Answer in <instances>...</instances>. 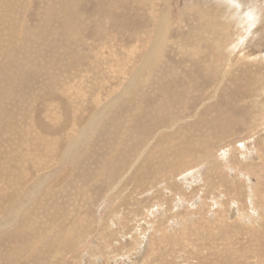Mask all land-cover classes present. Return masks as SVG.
<instances>
[{"label": "rangeland", "instance_id": "374dc122", "mask_svg": "<svg viewBox=\"0 0 264 264\" xmlns=\"http://www.w3.org/2000/svg\"><path fill=\"white\" fill-rule=\"evenodd\" d=\"M9 1L10 3L8 4ZM9 1L8 0L0 1V7H1L0 15L8 16L9 13L11 15V17L10 15L8 17L6 16V19H4L5 21L0 22L1 24L0 31L2 32V33L0 32V35L1 36L3 35V30H4V27L6 26L4 24L7 23V21L10 20V18L12 19V17L15 16L14 23L15 24L18 23L19 24L18 26H21L22 28H24L23 31L25 32L26 36L30 35L25 41V42L28 41L29 44H25L24 42L23 46L30 45L28 46V48L33 47V49L35 47V49L33 50L34 52L32 53L34 55V58L32 55V58H33L32 61L34 60L33 61L34 64L32 63L33 66L31 64L29 65V68L33 70V75L30 78V81L27 82V85H25L24 83L23 91L27 90L28 88L32 90L30 91V94H28L27 96L26 94H24L26 99L24 101V105L20 109L23 108L24 112L28 110H32V112H36L37 121H40L42 123L41 128L38 127L39 129H42L43 126L46 127L48 123V121L46 122L45 118L48 114L50 106L52 105V104L50 105V103H52V100L50 99L55 97L57 102L53 101V103L59 104V102H62V99H60L61 97L60 96V93H61L60 86L62 83H65L64 81L67 80V77H69V79L72 78L70 77V75H74V76L80 75L81 76L80 78H82V75L88 74L91 81L90 80L88 81L89 84L84 81L85 84L95 86L94 87L95 91L99 90L102 92L103 88L101 87L102 83L100 82L102 81V78H103L102 75H104L106 66L101 65L95 69V65H90V61L92 60V57L89 58V56L92 55L100 47L101 48L104 47V49L106 48L105 52L101 53L105 56H106L107 49L118 50L124 56L125 52L129 53L130 49L135 48L137 49L136 52L138 54L136 57L137 58L136 64L138 65L140 62L139 58L141 55H143L142 54L143 46L145 47V45H147L148 47V44L152 43V42L149 43V41H152V40L148 41V36L151 34V31L154 29V25H156V21L157 22L159 21V23L161 24L160 20L164 18L163 17L164 12H165V15H167V13H170L168 14L169 16L168 18L172 22L168 33L170 34L171 32L173 34H170V35L167 34L168 36L167 40L170 39V43L168 41L167 50H166L167 52L165 53L166 57L164 56L163 58L164 61L168 60L167 62H170V63H164L163 59L161 60L162 62L160 61L159 64L157 63V65L161 66V69L162 70L164 69L165 71L163 72L161 69L159 70L157 66L155 71L152 72V76H155V80L153 82V84H155V87L153 91L151 92V95H156V94L158 95V93L160 92L159 90H161L160 92L161 94L160 93L159 94L163 97H161L160 95L159 97L155 96L160 101L159 103L161 105L158 103V106L161 107V109L165 107V106H162L163 104L162 102L165 99L164 98L165 94H162V93L167 92L169 95V92H174L178 88V86H175L180 81V79L178 80V78H181L185 75L188 77L187 75L188 70L189 71L192 70L193 74L196 71H198L197 74L198 73L200 74L196 75L195 73L194 74L195 76L193 75V77L196 80L193 84L194 87H192L194 89L191 88L189 90L191 93L189 92L187 94L188 96L190 95L189 97L191 98L187 97V95H184V94L183 96L187 98L183 96L181 98L182 101L185 102L182 105L185 108L184 110L181 111L183 114L181 115L180 119L186 118V115L188 118H190V116H193L192 113H196L195 111L196 109L193 110L195 106L197 105L201 106L204 103V101L206 102L209 98L214 97L212 94H214V91L216 90V88L221 84V79H222L221 74L224 73L229 68V66H231V64L234 65L233 66L234 68H232L231 71H229L224 83L221 85L215 97V100L212 103H208L204 105V108L197 115L201 121L196 119L197 121L195 122H197L198 125L195 128H193L192 130L193 132L191 131L190 133H188L190 130L189 128H192V126L190 125L189 127H185V131L182 129L179 131V132L182 131L181 133H178L179 137L176 135L171 137L170 135H173L174 133L173 131L171 133L169 132L166 138L162 137L164 139L160 140L158 147L155 146L157 143L155 142V144L153 145V148H154L153 152L156 153V155L155 157L154 156L148 157L150 158L149 160H151L150 162L152 163L156 162L154 165V168L153 166H150V168H147V170H145L146 166H148V163L145 162L144 165L141 164L140 167L135 168L133 170V174L135 172L133 177L131 176H129L130 178L127 177L126 180H124L125 182L123 181L119 187H116V185H118V183L121 181L123 176L126 175L127 166L130 165L133 160H136L134 159V153L132 155V152L135 146L140 141L145 140V138L147 139L150 138L149 140H151V136L148 135L149 133L148 127L150 125L149 123L146 122V126H145L144 124L145 122L143 121L145 118L147 119L146 116H148V109L146 108L147 110V112H145L146 114L144 113L145 109H143V112H142L143 114L141 113L142 115L139 114L137 117L138 121L134 118L135 115L137 114L136 112H138V109H139L138 107L140 106V104L145 105V106L150 105L149 107L150 108L153 107L152 110H154V113L159 112L160 117L156 118L157 120H159L158 121L159 123H163L162 119L167 121V119H169L170 117L176 118V115H177V114L171 115V113L169 114V111L167 112L166 109H163L162 111L164 112V114L163 112L161 114V110L159 109L156 103L152 104V102L146 103L145 101H142V99L147 96V95L141 94V93H144L145 90H142L141 92L138 91L139 92V94L137 93L138 96L135 95V97L133 98V100L134 99L135 100L131 101V109L133 112L129 110L130 108L128 105H124L122 109L118 111V114L121 116L120 117L114 116L113 120L110 121L112 124H114V126L111 123H107L105 124V127H106L105 130L107 131L104 130V133H102L101 135H97V138L95 134H99L98 132L101 131L102 128L101 129L97 128L93 134H89L85 137L88 140L86 141L87 143L85 142L83 145L86 144L85 150L89 148L90 146L89 152L87 151L88 149L86 151L84 150L82 155H84L85 152L88 154H85V158H83L82 160L77 161L78 162L76 163L77 166L75 167L73 166L72 167L73 169L72 168L69 169L68 171L69 176L67 178L62 180V178H64L66 175V171H63L62 173H55L56 169L59 168V165H58L59 162L56 163L57 158H55L57 154L54 156L52 160H50L51 162L50 161L48 162V165H45V167H48V166L49 167L44 169L43 171H40L41 166H34L31 171V174L34 177L42 173L44 175H48L49 172H52V171L58 177L57 178L55 176V178H53V181L51 183H48L49 185H46L44 188H42L41 190L42 192H40L42 196L38 195L35 198L36 199L35 203L34 204L32 203L34 209L40 206L39 212L41 211L42 213H39V215L36 213H31V217L32 215H34L33 218L35 219L33 220L32 218V221L33 222L35 221V222L34 223L32 221L31 222L35 225L32 226V223H30L29 225H31V227H35L37 222L39 221V224H38V227L40 226L39 232H38V227H37L34 233L32 234V236L30 237V240L31 239L32 240L28 241V245L23 248L24 251L20 253V257L19 259H17L15 257H12V258L9 257L10 250L7 253L8 256H3V255H6L7 246L5 244H6L7 239L12 240V237H10L11 236L10 234H12L13 229L6 228V229L1 230L0 231V242H1L0 243V261H3L4 263L6 261L8 264H13V263L14 264H59V263L60 264H264V23H263L264 17H262L263 15L261 16V13H260L261 17H259L258 16L259 13L257 12V10H255L254 12V10L250 8L251 6L250 4H247L245 6L242 4V2H239L238 0L236 1H232V0H218V1L217 0H168L167 7H166L165 0L164 1L158 0V2H160L159 3L160 5H158L157 0H68V1L67 0H61V1L60 0H50L54 3H50L49 0H44L45 3L42 2V0H19V1L9 0ZM55 1L57 3H55ZM58 1L60 3L62 2L65 4L60 7L58 6L59 4ZM126 1L127 2L129 1V2L127 3ZM14 3L15 4L18 3L19 6L17 5L13 9L12 4ZM115 3H116V6H113V4ZM154 3L157 4L156 7L155 5H153ZM239 4L243 5V10L239 6ZM254 6L260 7V10L262 11V7L264 6V4L257 5L254 3L252 7ZM175 7H177L176 8L177 12L175 11ZM67 8H68V11H66L65 13V9L67 10ZM72 8L74 11L72 10ZM153 8L154 10H152ZM111 10H113L114 13H116L117 15L114 14V16L111 17V14H109ZM180 11L183 12L184 14L180 13ZM223 11L230 13V16H231L230 22H228V24H230L229 26L232 29H230L231 32L228 33V36H227L228 38L226 37V39L222 40L223 42L221 41V39L216 40V38H214L216 36L210 35L209 34L210 31L208 30L209 32L208 31L206 32L209 34L208 36L205 32L202 31L204 35H201V36L204 38H207L205 40L204 38L202 39L200 36V34H202L200 30H203V29H200L198 27H200L201 24L203 27L204 23H205L204 26L210 25L209 21L211 18L213 19V22H216L215 21L216 16L218 17L220 13L221 15L219 17L222 18L220 19V21L226 24V22H223V21H226L225 19H223L224 17L222 16ZM106 12H109V13H106ZM173 12H176V13H173ZM103 13H106V14H103ZM251 13L253 15H249ZM153 14H159L158 18H157V15H153ZM180 14L181 16H178ZM51 15H53V17H49ZM3 16L0 17V20L3 19ZM55 17L57 20H55ZM48 18L52 20L49 21ZM178 18L179 19L182 18L181 19L182 21L179 20ZM177 19L179 22H177ZM194 19H197L199 24H197ZM58 21H61L60 22L61 25L62 24H66V25L61 26L60 23H58ZM55 22L58 24H56ZM63 22H67V23H63ZM46 23L48 24L47 27H46L47 25ZM51 23H52L51 26L53 27L52 31L54 30L57 31V33H55L56 36L55 34H53L52 40L50 41L47 39L49 41L47 43L46 42L42 43L43 41L46 40L45 38H42V37L38 39L36 38L37 41L38 40L39 41L37 42L35 39V44H34L35 46H32L31 45V41H32L31 33L35 32V33H39V35L42 33L44 35L45 34L47 35L48 34L47 30L48 28H50L49 24ZM53 23H55L54 26H53ZM228 24L226 25L228 26ZM191 25H193L194 28ZM75 27L77 29L74 34L76 35H73V37H71L72 38L71 42L69 41L65 44L66 39L68 38V34L70 33V31L72 33ZM188 27L189 29H187ZM38 29H39V32H38ZM175 29H176V32H175ZM190 29H191V32H190ZM194 29H196V31ZM186 31L190 34H187ZM181 33L182 34L184 33V35H182ZM9 34H11V31ZM185 35L187 36L183 37ZM188 35L190 36L188 37ZM1 36H0V41L1 40L2 41L0 42V45H2V43L3 45H6L4 42L5 37L3 36V39H4L3 40ZM176 36L179 39H177ZM171 37L173 39L176 38L175 40L172 39L174 42L171 40ZM193 37L194 39H191ZM11 39H13V36L11 37ZM211 39L214 40V42L216 43H214L213 41H210ZM15 40H17V37ZM140 40H142L143 42ZM206 40L209 43V44L207 43V45L209 46L206 45ZM51 42L53 44H50ZM176 42L177 43L179 42L180 45H177ZM194 42L200 45L202 50L194 54H189V56L187 55L188 59H185L187 58L186 55H180L181 52L179 48L182 46L181 43L193 45ZM219 42H221L220 44H225V45L223 46L219 45ZM169 44L173 47L171 48ZM212 44L214 45L218 44L219 46L218 45L214 46ZM3 45L2 47L0 46V51H1L0 54L5 51V46L3 47ZM211 45L213 46V48L211 47ZM226 46H227L228 51L225 50ZM1 48L4 49V51ZM47 48L48 50H46ZM221 48L222 49L224 48V52ZM51 49H52V52L56 51L55 53L58 56L55 55L54 57H52L48 55V52ZM173 49L177 51L173 53L172 52L174 51ZM214 49L215 50L220 49V50L217 53V51H215ZM41 51L43 52V54ZM226 52H227V56L229 57L226 56ZM216 53H217V56H216ZM206 54L207 55L209 54V55L207 56ZM193 56H194V59H193ZM203 56L205 59L203 58ZM222 56L226 57L227 62L225 61V57H222ZM178 57L182 59L180 60L178 59ZM0 58H1L0 68H2L1 66H3L4 63H6L7 59L6 57L2 59L1 55H0ZM14 58L15 57H13L12 59ZM55 58H58V59L55 61ZM232 58H233V61H232ZM208 59H211L210 62L208 61ZM235 59H236V62H235ZM177 60L181 61L183 64L179 62L181 64L179 65V63H177ZM195 60H197L198 63ZM214 60L215 61L217 60V61L215 62ZM237 60H239V62H242V63L239 64ZM243 60H246V61L243 62ZM187 61H189L188 64H186ZM197 64L198 65L201 64L202 65L201 67L203 69L200 67V65L198 68ZM218 64L220 68L217 67ZM220 64H222L223 66ZM49 65H51L52 67ZM137 65L135 67H137ZM171 65L173 68L171 67ZM193 65L194 66L197 65L196 66L197 68L195 69ZM246 65H248V67ZM174 66H176L177 68L179 67V68L177 69ZM210 67L212 70L209 69ZM17 68H18V61L11 65L10 72L17 71ZM166 68H167V71H166ZM168 68L169 69L172 68V69L169 70ZM123 69L128 70L129 66L126 65ZM216 69H219V70L217 71ZM241 69L245 70V73L244 71L243 72L241 71L242 73L241 72L238 73V71H240ZM256 69H258L257 70L258 72H256ZM180 70H182L183 72ZM185 70L187 73L184 72ZM199 70L202 72V74H205L204 76H207L206 79L204 76L201 77L202 74ZM220 70H222L223 72ZM208 71L210 72L208 73ZM168 72L170 73L168 74ZM162 73L165 75V77L162 76L163 75ZM240 73L241 75H239ZM53 74L57 78L59 77L58 79H60L58 80L59 81L58 87L57 86L52 87L56 85L55 83L53 84L52 82L51 77H54ZM156 75H157V78H156ZM158 75L162 77L161 80H159L160 78ZM172 75L173 77H171ZM232 75H234V77H232ZM122 76H123L122 78H121V75L119 76L120 78L119 80L121 82L119 81L117 85L115 82L112 83L113 78L111 79V83L109 84L110 85L109 89L111 90L108 89V92H105V91L102 92V95L103 93L106 94L105 96L103 95L104 100L107 98V96H109V94L116 93L120 89L122 90L121 86L123 87V85H125L126 83L125 79L127 77L125 74H123ZM175 77L177 78V80ZM234 78H236L237 81L239 79L238 84ZM41 80H44V81L41 82ZM158 80L162 81L161 85ZM170 80L171 82L173 81V83H171ZM252 80H253L254 85L258 84L260 87L256 85L257 87L255 86V88H253L254 85H252V82H250ZM47 81L48 82L50 81V82L47 83ZM202 81H205V82H202ZM75 82H76V79L74 77L72 79V83H75ZM150 82L152 84V81ZM163 82L167 84L165 85ZM199 82H201V87H202L201 90H199L200 89V85H198L200 84ZM240 82L242 83L243 87L241 84H239ZM243 82L244 83L246 82L245 83L246 85ZM235 83H236V86H235ZM250 83L251 85H249ZM153 84L152 86H154ZM12 86L13 85H11L10 87ZM114 86H117V87H114ZM159 86L162 88H160ZM195 86L199 88H196ZM167 87L170 89H167ZM171 87L173 90L171 89ZM175 87L177 88L175 89ZM44 88H47V90ZM157 88H160V89L158 90ZM240 88H243V90L247 93H244V91ZM248 88L249 89L251 88V90L248 91ZM155 89H157L158 91H156ZM196 89H198L199 92ZM195 90L197 91V93ZM220 90L222 91L223 94L220 93L221 92ZM238 90L243 91L244 95H242L243 93H239ZM2 91L3 89L0 87V92ZM46 91H47L48 96L44 94L46 93ZM86 91H87V96H86V93H84V95L86 96L85 97L86 99L88 97H91L93 93H95V91H93L92 93V91H90L88 88L86 89ZM49 92L51 94H49ZM79 93L81 94L83 92L80 91ZM203 93L205 95H203ZM209 93L211 94L210 96L208 95ZM54 94H58L56 95L57 97L54 96ZM202 95L203 97H201ZM250 95H252V97ZM43 96L44 98H42ZM206 96H207V99H206ZM246 96L247 97L249 96V98H247ZM250 97L252 99H250ZM197 98L200 99L199 102ZM218 99L221 100L222 104H217L219 102ZM33 100H34V104H31V103L27 104L28 101H33ZM245 100L250 105L249 104L246 105L247 102H245ZM44 101H46V103L49 105L46 112L43 111V109L45 110ZM86 101L90 102V100L89 101L86 100ZM140 101H142L143 103H140ZM223 101H225V106H224ZM214 102H217V103H214ZM58 104H55V105H58ZM86 104H85L86 106L85 107L82 104V100L81 102H78L77 108H79L81 105L83 107L82 108L83 112L81 116H83L86 113L85 114L86 117L84 116V119L78 120V121L84 122L83 125L81 124L82 127L81 125H79L80 127L78 126L79 127L78 129L77 127L76 128L74 127L77 125V122H73L72 119H69L70 113H67L66 111L63 113V109L59 107V113L60 114L63 113V117L59 119L58 124H57L58 126L54 125L55 123L51 124L52 126L56 127L55 128L56 131L57 129H59L58 138L60 139L61 143L59 144L57 153L60 151V153L62 154V151L65 150V146L68 145L70 141L78 135V132L88 123V119L91 117L94 111H96L94 110V108L90 107L91 105L89 106L88 104L87 105ZM171 108L172 107H170V109ZM155 109H159V110L156 111ZM218 110L220 111L218 112ZM11 111L12 110H9L10 113ZM174 111L176 112V110ZM126 112H127V116L129 113H131L133 117L130 116L131 118L129 119L126 118L125 116ZM209 112L211 114V119L223 113L227 114V116L223 114L224 116L221 115L222 119L220 117V121H215V122L213 121V123H210V125L213 124L212 125L213 128H212L209 124H205L208 120V116L210 115ZM215 112H216V115H215ZM10 113H8L9 116H10ZM26 113H27L26 115H23V117H20V119H22L21 121H25L22 123V126H25L27 124L29 126V124L32 123L29 120H27L26 117H28L29 114L28 112ZM133 113L135 114L133 115ZM3 114L4 113L2 111V115ZM164 115L165 117L162 118V116ZM183 115L185 117H183ZM71 118H73V116ZM8 119H10V117H8ZM133 119H135L134 121H137V122L140 121L141 124L144 122L142 125L140 124V122L138 123V125L142 126L143 128L142 127L138 128V125L134 126V124H137V122L134 123ZM116 120H117V123H116ZM118 120L119 121L121 120L120 122L122 121L123 122L119 124ZM12 121H14V119ZM112 121H114L116 124ZM15 122H16V119H15ZM17 123L21 125L20 121H18ZM73 123H75L73 126L74 128L71 126ZM214 123L218 124L219 127L217 125L216 127ZM65 124H68V125H65ZM109 124H111V127L115 129L114 131L111 129ZM39 125L41 124L38 123V126ZM121 125L124 126L123 128L125 129H123ZM132 125L133 127H131ZM144 127L147 129H145ZM116 128L118 130L117 132H116ZM208 128L209 130H207ZM131 129L135 131L134 134H133V131H131ZM32 130L36 131L35 129H32ZM74 130H75V134L77 133L76 136L75 134H73L72 136V132ZM136 130L139 132V134L137 133ZM202 130H205V131L207 130V131L205 133ZM124 131L125 132L127 131V132L125 133ZM128 131L129 133L133 134L132 136L134 138L130 136L131 134H129ZM140 131H142V133ZM64 132H66L65 136H64ZM143 133L145 137L142 136ZM164 133L165 132H162L160 133V135L162 134L164 135ZM48 134L52 135V133H48ZM204 134H205V137L208 135L210 136L208 138L206 137L205 139V137L203 138ZM212 134L215 135L216 137L213 136ZM53 135L57 136L55 133H53ZM62 135L64 138L68 137L67 141H69V139L70 141L66 142V138L65 140L63 138L64 140L63 141L61 138ZM138 135L140 136L138 137ZM110 136H113V137H110ZM182 136H183V139H181ZM188 136L189 137L191 136V137L189 138ZM140 137L141 138L143 137L142 138L143 140ZM198 137L200 139H197ZM210 137L211 138L213 137V138L210 139ZM23 139L24 140L27 139L24 141L27 143L26 144L27 146L25 145L26 147L24 148V152H25L24 158L25 159L30 158L32 159L33 162L35 159L41 160L43 158V154H41V152H37L38 150L37 148H35V145H37L36 147H39L38 142H37L38 140L35 141L32 135L26 136ZM135 139H137L138 141ZM195 139H197L198 141L196 140L194 142ZM114 140L115 142H119V143H115ZM129 140L130 142L128 143L127 141ZM199 140H201L200 144L198 143ZM133 141H134V144H133ZM197 143L199 144V147ZM117 144L118 145L120 144V145L118 146ZM188 144H190V146ZM28 145H30V147L32 148L30 151H29L30 147ZM124 145L127 147H124ZM133 145H134V148H133ZM201 145L204 147H202ZM3 146L7 149L11 148L9 147L8 143H4ZM77 146L80 147L79 143H77ZM128 147L129 148L131 147L130 150ZM81 148L84 149V146L81 145ZM201 148L203 150L204 149L209 150L210 153L209 152L207 153L206 150L203 151ZM196 150L199 151V153L195 154L197 152ZM161 152H163L162 154L170 153L166 157L167 160H165V162L163 163L165 167L171 166L169 172L167 170H164V168L162 169L163 171L162 172L160 170L161 168L159 166L158 167L156 166L158 165L157 163H159L156 157L159 156L158 154H160ZM183 152L186 158L185 157L183 158ZM202 152H204L207 155L203 154ZM174 155H176L177 158ZM203 156L205 158H203ZM45 161H46V158L42 160V162H45ZM116 169L118 170L116 171ZM153 169L155 170V172H153L154 171ZM29 172L30 171L28 169V171L26 172L27 176ZM163 175L165 176L163 177ZM142 182L143 183L145 182V183L141 184ZM32 184H33L32 182L31 183L28 182L24 185V187H26L27 189L28 186ZM115 187L118 189L114 190ZM2 188L3 186H0V189ZM14 190L16 191V189ZM11 192L12 191L10 190L4 189L2 190V193H1V190H0V193L2 195H8ZM250 195L252 196V198L249 199ZM42 205H43V208H41ZM4 207H0V219L2 220H3L4 213H5V210L3 209ZM44 218L47 221H44L45 220ZM54 223H56L57 225ZM65 230H67L66 233H65ZM35 233L36 235H39L38 236L39 238L35 235ZM68 235L70 239L68 238ZM56 237H58L57 239L61 238V240H57ZM43 239H45V241ZM71 239H75V240L72 241ZM55 240L58 242H56ZM69 240H71L72 242ZM69 242L71 243V246ZM51 243L53 245L55 243L56 245L53 246ZM22 244H23V241L21 239V245ZM66 246L67 248H65ZM13 250L14 248L12 249V251Z\"/></svg>", "mask_w": 264, "mask_h": 264}, {"label": "bare ground", "instance_id": "6f19581e", "mask_svg": "<svg viewBox=\"0 0 264 264\" xmlns=\"http://www.w3.org/2000/svg\"><path fill=\"white\" fill-rule=\"evenodd\" d=\"M1 1V0H0ZM4 1V0H3ZM9 1V0H8ZM13 1V0H12ZM19 1V0H18ZM61 1V0H60ZM68 1V0H67ZM161 1V0H160ZM164 1V0H163ZM218 1V0H217ZM232 1H236V0H232ZM239 2H242V4L243 5H247V4H250L251 6H250V8L252 9V10H254V12H255V10H257V12L259 13V17H261L262 15V17H264V6L262 7V11L260 10V7H257V6H254V7H252V5L255 3V4H257V5H261V4H264V0H243V1H241V0H238ZM7 2V1H6ZM42 2H44V0H42ZM49 2L50 3H54V2H52V1H50L49 0ZM48 2V3H49ZM59 2V1H58ZM64 2V1H63ZM127 2V1H126ZM129 2V1H128ZM127 2V3H128ZM132 2V1H131ZM130 2V3H131ZM137 2V1H136ZM157 2H158V0H157ZM10 3V1L8 2V4ZM45 3V2H44ZM55 3H57L56 1H55ZM106 3V2H105ZM140 3V2H139ZM160 2H158V5H160L159 4ZM165 3H166V7H167V4H168V0H165ZM164 3V4H165ZM208 3V2H207ZM4 4V3H3ZM15 4V3H14ZM12 4V7H13V9L15 8V6H17L18 5V3L17 4ZM65 3H60L59 2V4H58V6H63ZM68 4H70V3H68ZM134 4V3H133ZM141 4V3H140ZM44 5V4H43ZM139 5V4H138ZM153 5H155V7H156V5L157 4H153ZM192 5V4H191ZM216 5V4H215ZM237 5V4H236ZM243 5H240L239 4V6L242 8V10H243ZM10 6V5H9ZM19 6V5H18ZM113 6H116V3L115 4H113ZM122 6V5H121ZM141 6V5H140ZM151 6V5H150ZM162 6H163V4H162ZM169 6V5H168ZM227 6V5H226ZM43 7H45V6H43ZM68 7H69V5H68ZM98 7V6H97ZM159 7H161V6H159ZM212 7H213V5H212ZM229 7V6H228ZM1 8V7H0ZM9 8H11V7H9ZM20 8V7H19ZM47 8V7H46ZM59 8V7H58ZM102 8H104V7H102ZM123 8V7H122ZM176 8L177 7H175V11H176ZM187 8V7H186ZM5 9V8H4ZM4 9H2V10H4ZM7 9H8V7H7ZM71 9V8H70ZM127 9V8H126ZM125 9V10H126ZM131 9V8H130ZM148 9H149V7H148ZM147 9V10H148ZM161 9H163V8H161ZM169 9H171V8H169ZM221 9V8H220ZM1 10V9H0ZM6 10V9H5ZM12 10V9H11ZM21 10V9H20ZM40 10H42V9H40ZM72 10H73V8H72ZM128 10V9H127ZM152 10H154V8L152 9ZM155 10H157V9H155ZM190 10V9H189ZM222 10H224V9H222ZM59 11V10H58ZM66 11H68V8H67V10L65 9V13H66ZM70 11V10H69ZM74 11V10H73ZM122 11V10H121ZM151 11V10H150ZM165 11V10H164ZM188 11V10H187ZM186 11V12H187ZM213 11V10H212ZM3 12V11H2ZM7 12V11H6ZM5 12V13H6ZM13 12V11H12ZM72 12V11H71ZM70 12V13H71ZM119 12H120V10H119ZM146 12V11H145ZM158 12V11H157ZM162 12V11H161ZM161 12H160V14H161ZM168 12H170V11H168ZM177 12V11H176ZM176 12H173V13H176ZM191 12V11H190ZM251 12V11H250ZM249 12V13H250ZM257 12H256V14H257ZM16 13V12H15ZM63 13H64V11H63ZM106 13H109V12H106ZM106 13H103V14H106ZM151 13V12H150ZM153 13V12H152ZM159 13V12H158ZM167 13V12H166ZM172 13V14H173ZM180 13H183V12H181L180 11ZM260 13H261V16H260ZM4 14V13H3ZM49 14V13H48ZM48 14H47V16H48ZM62 14V13H61ZM69 14V13H68ZM109 14H111V17L112 16H114V14L115 15H117L116 13H114V11L113 10H111L110 11V13ZM148 14V13H147ZM164 14V18H162L160 21H161V24L159 23V21L157 22L156 21V25H154V29L151 31V34L148 36V41L149 40H152V41H149V43H151V44H148V47H147V45H145V47L143 46V55H141L140 56V62H139V64L137 65L136 64V60H137V49H135V48H132V49H130V52L128 53V52H125L124 53V56L118 51V50H115V49H107V51H106V56L105 55H103V54H101V53H104L105 52V50H106V48L104 49V47H100L98 50H96L92 55H90L89 56V58H91L92 57V60L90 61V65H95V69L97 68V67H99V66H101V65H105L106 66V69H105V71H104V75H102L103 76V78H102V81L100 82V83H102V85H101V87L103 88L102 89V92H108V89L110 88V83H111V79L113 78V82L112 83H116V85H117V83H119V76L121 75V78L123 77L122 75L123 74H125L127 77H126V79H125V81H126V83H125V85H123V87L121 86V88H122V90L120 89V90H118V92H116V93H112V94H109V96H107V98L104 100L103 99V97L106 95V94H104L103 93V95H102V92L101 91H95V89H94V87L95 86H91V85H87V84H85V82H87L88 84H89V80H90V77L88 76V74H84V75H82V78H80L81 76L80 75H77V76H74V75H70V77H72V78H70L69 79V77H67V80L66 81H64L65 83H62L61 84V86H60V91H61V93H60V99H62V102H59V104L58 103H53V101H55V102H57L56 101V99H55V97H53L52 99H50V100H52V103H50V109H49V111H48V114H47V116H46V122L48 121V123H47V125H46V127H44V129H43V127H42V129H39L38 127H40L41 128V126H42V123L40 122V121H37V118H36V112H32V110H28V111H26V112H28V117H29V119H28V117H26L27 118V120H29L30 122H32L31 124H29V126H28V124L27 125H25V126H22V123L23 122H25V121H21L22 119H20V117H23V115H26L27 113L26 112H24V110H23V108L22 109H20L23 105H24V101H25V99H26V97H25V95L24 94H26V96L28 95V94H30V91L32 90V89H30V88H28L27 90H24L23 91V89H24V83H25V85H27V82H29L30 81V78L32 77V75H33V70L32 69H30L29 68V65L31 64L32 65V63H33V61H32V59L34 58V55L32 54L34 51V49H35V47H34V49H33V47L32 48H28V46H30V45H26V46H23V44H24V42L26 41V39L28 38V36H30V35H25V32L23 31L24 30V28H22L21 26H18L19 24L17 23V24H15L14 23V18H15V16L14 17H12V19L10 18V20H12V21H10V20H8L7 21V23H5L4 25H6L5 27H4V30H3V35L1 36V38L3 39V36L5 37L4 39H5V44L6 45H3V43H2V45H3V47L5 46V51H4V49H2L3 51V53H1L0 55H1V57H2V59H4V57H6V63H4V65L3 66H1L2 68H0V87L3 89V91L2 92H0V186H3V188L2 189H0L1 190V193H2V190H10V191H12L10 194H8V195H2L1 193H0V207H4L3 209L5 210V213H4V216H3V220L2 219H0V231L1 230H3V229H6V228H12L13 230H12V234H10L11 236L10 237H12V240H10V239H7V241H6V246H7V250H6V255H3V256H8L7 255V253H8V251H9V257L10 258H12V257H15V258H17V259H19V257H20V253L22 252V251H24L23 250V248L25 247V246H27L28 245V241L30 240V237L32 236V234L34 233V231L36 230V228L38 227V224H39V221L37 222V224H36V226L35 227H31V225H29L30 223H32L33 221H32V218H33V216L34 215H32V217H31V213H36V214H38L39 215V213H42L41 211L39 212V207L38 208H33V205H32V203L34 204L35 203V201H36V197L38 196V195H41L40 194V192H42L41 190H42V188H44L46 185H49L48 183H51L52 181H53V178H55V176L57 177V175L55 174V173H62L63 171H66V175H65V177L64 178H62V180H64L65 178H67L69 175H68V171H69V169H71L73 166L75 167V166H77V164L76 163H78L77 161L78 160H82L83 158H85V154H88V153H86L85 152V154L84 155H82L83 154V152H84V150H85V148H86V144L85 145H83L88 139L87 138H85L87 135H89V134H93L94 133V131L97 129V128H102V130L101 131H99L98 132V130H97V132L99 133V134H95L96 135V138H97V135H101L102 133H104V130H105V124H107V123H111L110 121L111 120H113V117L114 116H121V115H119L118 114V111H120L121 109H122V107L124 106V105H128L129 106V110L131 111V112H133L132 111V109H131V101L133 100V98L135 97V95L136 96H138V94H139V92L138 91H142V90H145V92L144 93H141V94H143V95H147L146 97H144L143 99H142V101H145L146 103L147 102H152V104L153 103H156L157 104V106H158V103L160 102L159 101V99H157L156 97L158 96L159 97V95L161 94L160 92H161V90H159L160 88H162V87H160V88H157L160 92V94L158 93V95L156 94V95H151V92L153 91V89H154V87H155V84H153V82H154V80H155V76H152V72L153 71H155V69L157 68V63L159 64V62L164 58V56H165V53L167 52L166 50H167V43H168V41H169V43H170V39L169 40H167V38H168V36H167V34H169L168 33V31H169V29H170V25L172 24V22L170 21V19L168 18L169 16H168V14H170V13H167V15H165V12L163 13ZM178 14V13H177ZM184 14V13H183ZM10 15V13L8 14V16ZM38 15V14H37ZM60 15V14H59ZM65 15V14H64ZM120 15V14H119ZM153 15H157V18H158V15L159 14H153ZM220 15H221V13H220ZM220 15H218V17L220 16ZM249 15H253L252 13L251 14H249ZM3 16V15H2ZM1 15H0V17H2ZM7 16V15H6ZM6 16H3V19L2 20H0V22H2V21H5L4 19H6ZM7 16V17H8ZM17 16V15H16ZM54 16H55V14H54ZM57 16V15H56ZM62 16V15H61ZM66 16H67V14H66ZM161 16H162V14H161ZM161 16H160V18H161ZM171 16V15H170ZM178 16H181V14L180 15H178ZM190 16H192V15H190ZM197 16V15H196ZM200 16V15H199ZM213 16H215V15H213ZM222 16L224 17L223 19H225L226 21H223V22H226V24H228V22H230V18H231V16H230V13H227V12H222ZM5 17V18H4ZM10 17H11V15H10ZM18 17V16H17ZM33 17V16H32ZM37 17V16H36ZM39 17V16H38ZM49 17H53V15H51V16H49ZM68 17H70V16H68ZM67 17V18H68ZM152 17V16H151ZM217 16H216V22H213V19L211 18L210 19V21L209 20H207V21H209V23H210V25H208V26H204V24H203V27H202V24H201V26L200 27H198V28H200V29H203V30H200L201 31V33L202 34H200V36L201 35H204L203 34V32H207L208 30L210 31H208L209 32V34L210 35H212V36H216V37H214V38H216V40L217 39H221V41L222 40H224V39H226V37L228 36V33L229 32H231L230 31V29H232L229 25L230 24H228V26L225 24V23H222L221 21H220V19H222V18H218ZM40 18V17H39ZM38 18V19H39ZM44 18V17H43ZM58 18V17H57ZM61 18H63V17H61ZM72 18V17H71ZM155 18V17H154ZM153 18V19H154ZM174 18V17H173ZM180 18V17H179ZM178 18V19H179ZM190 18V17H189ZM191 18H193V17H191ZM194 18H195V16H194ZM204 18V17H203ZM210 18V17H209ZM9 19V18H8ZM36 19V18H35ZM45 19V18H44ZM49 19V21L50 20H52V19H50V18H48ZM54 19V18H53ZM123 19V18H122ZM178 19H177V22H179L178 21ZM182 19V18H181ZM181 19H179V20H181ZM197 19H198V17H197ZM197 19H194L195 20V22L197 23V24H199L198 23V20ZM215 19V18H214ZM218 19H219V21H218ZM33 20V19H32ZM41 20V19H40ZM55 20H57L56 19V17H55ZM60 20V19H59ZM151 20V19H150ZM197 20V21H196ZM37 21V20H36ZM39 21V20H38ZM182 21V20H181ZM189 21V20H188ZM202 21V20H201ZM45 22H46V20H45ZM48 22V21H47ZM53 22H54V20H53ZM61 21H58V23H60ZM185 22V21H184ZM183 22V23H184ZM194 22V23H195ZM200 22V21H199ZM10 23V24H9ZM37 23V22H36ZM39 23V22H38ZM49 23V22H48ZM56 23V22H55ZM55 23H53V26H54V24ZM58 23H56V24H58ZM63 23H67V22H63ZM100 23H102V22H100ZM193 23V24H194ZM195 23V24H196ZM263 23H264V19H263ZM47 24V23H46ZM154 24V23H153ZM178 24V23H177ZM186 24V23H185ZM185 24H184V26H185ZM196 24V25H197ZM1 25V24H0ZM50 25V28H48V34L46 35H44L43 33L42 34H40L39 35V33H35V32H32L31 34H32V41H31V45L32 46H35L34 44H35V39L37 38H45L46 40L48 39V40H52V37H53V34H55V33H57V31L56 30H54V31H52L53 30V27L51 26L52 25V23L51 24H49ZM60 25H61V23H60ZM65 26L66 24H62L61 26ZM174 25V24H173ZM172 25V26H173ZM188 25H189V23H188ZM48 26V24L46 25V27ZM192 27H193V25H191ZM190 26V27H191ZM2 27H3V25H2ZM43 27V26H42ZM156 27H157V29H156ZM176 27V26H175ZM175 27H173V28H175ZM180 27V26H179ZM183 27V26H182ZM182 27H181V29H182ZM62 28V27H61ZM63 28H65V27H63ZM185 28V27H184ZM194 28V27H193ZM2 29V28H1ZM76 27L74 28V30H73V32L71 33V31H70V33L68 34V38L66 39V42H65V44L67 43V42H71V40H72V38L71 37H73V35H76V34H74L75 33V31H76ZM187 29H189V27L187 28ZM29 30V29H28ZM33 30H35V29H33ZM66 30V29H65ZM155 30H156V32H155ZM178 30H179V28H178ZM195 31H196V29H194ZM198 30V31H199ZM10 31H11V34H9L10 33ZM67 31V30H66ZM197 31V32H198ZM203 31V32H202ZM1 32V31H0ZM7 32V33H6ZM38 32H39V29H38ZM50 32V33H49ZM175 32H176V29H175ZM187 32V31H186ZM190 32H191V29H190ZM2 33V32H1ZM65 33V32H64ZM68 33V32H67ZM199 33V32H198ZM197 33V34H198ZM170 34H173V33H171L170 32ZM169 34V35H170ZM182 34V33H181ZM187 34H190V33H188L187 32ZM193 34V33H192ZM207 34V36L209 35L208 33H206ZM175 35V34H174ZM182 35H184V33L182 34ZM195 35V34H194ZM13 36V39H11V37ZM55 36H56V34H55ZM106 36V35H105ZM115 36V35H114ZM136 36V35H135ZM173 36V35H172ZM181 36V35H180ZM187 35H185V36H183V37H186ZM190 35H188V37H189ZM199 36V35H198ZM16 37H17V40H15L16 39ZM138 37V36H137ZM170 37V36H169ZM174 37V36H173ZM182 37V36H181ZM197 37V36H196ZM8 38V39H7ZM56 38V37H55ZM114 38V37H113ZM176 38H177V36H176ZM176 38H172L171 37V40L173 39V40H175ZM201 38L203 39L204 37H202L201 36ZM201 38H199V39H201ZM208 38H210V37H208ZM228 38V37H227ZM3 39V40H4ZM37 39H36V41H37ZM177 39H179V38H177ZM180 39H182V38H180ZM186 39V38H185ZM184 39V40H185ZM191 39H194V37L193 38H191ZM205 39H207V38H204V40ZM43 41L42 43H44V42H49L48 40L47 41ZM110 40V39H109ZM115 40V39H114ZM172 40V41H173ZM187 40H188V38H187ZM2 41V40H1ZM0 41V42H1ZM39 41V40H38ZM37 41V42H38ZM41 41V40H40ZM138 41V40H137ZM140 41H142V40H140ZM182 41V40H181ZM180 41V42H181ZM189 41H191V40H189ZM196 41H197V39H196ZM202 41V40H201ZM210 41H213L214 42V40H210ZM225 41H227V40H225ZM143 42V41H142ZM174 42V41H173ZM183 42V41H182ZM223 42V41H222ZM103 43V42H102ZM177 43V42H176ZM179 43V42H178ZM177 43V45H180V43L178 44ZM189 43V42H188ZM192 43V42H191ZM202 43H204V42H202ZM207 40H206V45H207ZM214 43H216V42H214ZM221 42H219V45H225V44H220ZM228 43H229V41H228ZM25 44H29V42L27 41V42H25ZM39 44V43H38ZM50 44H53L52 42L50 43ZM70 44V43H69ZM104 44V43H103ZM182 44V46L179 48L180 49V52H181V54L180 55H188L189 56V54H194V53H197V52H199L200 50H202L201 49V46L200 45H198L197 43H195L194 42V44L193 45H188V44H183V43H181ZM209 44V43H208ZM211 44V43H210ZM2 45H0L1 47H2ZM48 45V44H47ZM170 45V44H169ZM212 45H214V44H212ZM211 45V47L213 48V46ZM218 44H216V45H214V46H217ZM218 45V46H219ZM230 45V44H229ZM228 45V46H229ZM45 46V45H44ZM66 46V45H65ZM107 46V45H106ZM171 46V45H170ZM203 46V45H202ZM205 46V45H204ZM207 46H209V45H207ZM142 47V46H141ZM173 46H171V48H172ZM210 47V48H211ZM41 48V47H40ZM39 48V49H40ZM42 48H44V47H42ZM215 48V47H214ZM217 48V47H216ZM220 48V47H219ZM225 48V47H224ZM224 48L222 49L223 50V52H224ZM218 49V48H217ZM42 50V49H41ZM46 50H48V48L46 49ZM104 50V51H103ZM169 50H171V49H169ZM174 50V49H173ZM215 50V49H214ZM220 50V49H219ZM219 50H215V51H217V53L219 52ZM225 50H227V46H226V48H225ZM43 51V50H42ZM41 51V52H42ZM67 51V50H66ZM177 51V50H176ZM175 50L174 51H172L173 53H175L176 52ZM204 51H206V50H204ZM228 51V50H227ZM1 52V51H0ZM38 52H39V50H38ZM56 52V51H55ZM55 52H52V49L48 52V55H50V56H52V57H54L55 55H57ZM60 52V51H59ZM65 52V51H64ZM170 52V51H169ZM171 52V53H172ZM210 52V51H209ZM212 52V51H211ZM222 52V51H221ZM258 52V51H257ZM204 53V52H203ZM217 53H216V56H217ZM39 54V53H38ZM37 54V55H38ZM42 54H43V52H42ZM45 54V53H44ZM63 54V53H62ZM101 54V55H100ZM169 54V53H168ZM167 54V55H168ZM32 55H33V58H32ZM36 55V54H35ZM66 55V54H65ZM175 55H177V54H175ZM205 55V54H204ZM207 55V54H206ZM209 55V54H208ZM207 55V56H208ZM212 55V54H211ZM220 55V54H219ZM229 55V54H228ZM11 56V57H10ZM15 57L14 59H12L13 57ZM58 56V55H57ZM179 56V55H178ZM188 56H187V58H185V59H188ZM215 56V55H214ZM226 56H227V52H226ZM9 57H10V59H9ZM38 57V56H37ZM60 57H61V55H60ZM65 57V56H64ZM166 57V56H165ZM168 57H170V56H168ZM167 57V58H168ZM185 57V56H184ZM210 57V56H209ZM208 57V58H209ZM213 57V56H212ZM222 57H225V56H222ZM227 57H229V56H227ZM59 58V57H58ZM58 58H55V61L58 59ZM172 58V57H171ZM203 58H204V56H203ZM1 59V58H0ZM35 59H36V57H35ZM44 59V58H43ZM49 59V58H48ZM174 59V58H173ZM173 59H171V60H173ZM177 59V58H176ZM178 59H182V58H179L178 57ZM191 59V58H190ZM193 59H194V56H193ZM200 59V58H199ZM202 59V58H201ZM205 59V58H204ZM229 59H231V58H229ZM228 59V60H229ZM21 60V61H20ZM50 60V59H49ZM184 60V59H183ZM210 60L211 59H208V61L210 62ZM219 60V59H218ZM18 61V68H17V71H11L10 72V67H11V65L13 64V63H15V62H17ZM52 61V60H51ZM53 61H54V59H53ZM163 61H164V59H163ZM168 61V60H167ZM166 60L164 61V63H170V62H167ZM186 61V60H185ZM185 61H184V63H185ZM191 61V60H190ZM196 62H197V60H195ZM200 61V60H199ZM215 61V60H214ZM217 61V60H216ZM215 61V62H216ZM224 61V60H223ZM225 61H226V57H225ZM232 61H233V58H232ZM244 61H246V60H243V62ZM162 62V61H161ZM175 62V61H174ZM182 63L181 61H179V60H177V63ZM188 62L189 61H187V63L186 64H188ZM205 62V61H204ZM227 62V61H226ZM235 62H236V59H235ZM237 62L239 63V64H241L242 62H239V60H237ZM248 62V61H247ZM44 63H45V61H44ZM51 63V62H50ZM53 63V62H52ZM163 63V64H164ZM176 63V64H177ZM179 63V65H181ZM193 63V62H192ZM198 63V62H197ZM201 63V62H200ZM221 63V62H220ZM225 63V62H224ZM232 63V62H231ZM234 63V62H233ZM249 63V62H248ZM34 64V63H33ZM55 64V63H54ZM137 65V67H135L136 65ZM173 64V63H172ZM183 64V63H182ZM194 64V63H193ZM203 64V63H202ZM215 64V63H214ZM217 64V63H216ZM223 64V63H222ZM222 64H220V65H222ZM36 65V64H35ZM43 65V64H42ZM126 65H128L129 66V69L128 70H125V69H123ZM166 65V64H165ZM174 65H175V63H174ZM179 65H177V66H179ZM185 65V64H184ZM183 65V66H184ZM195 65V64H194ZM193 65V66H194ZM198 65V64H197ZM196 65V66H197ZM200 65V67L202 66L201 64H199ZM199 65H198V68H199ZM204 65V64H203ZM226 65V64H225ZM237 65V64H236ZM255 65V64H254ZM253 65V66H254ZM33 66V65H32ZM49 66H51V65H49ZM48 66V67H49ZM162 66H164V65H162ZM196 66H194L195 67V69L197 68ZM211 66V65H210ZM223 66V65H222ZM234 65L233 64H231V66H229V68L224 72V73H222L221 74V84L216 88V90L214 91V94H212L214 97H212V98H209L206 102L204 101V103L201 105V106H199V105H197V106H195L194 107V109L193 110H195L196 111V113H192V115L193 116H190V118H188L187 117V115H186V118H184V119H180V117H181V115L183 114L181 111L182 110H184V106H182L183 105V103H185L184 101H182V96H183V94L184 95H187L190 91V89L192 88V87H194V82L196 81L195 80V78L193 77V75L196 73V75H198V74H200V73H198L197 74V72L198 71H196L194 74H193V72H192V70L191 71H189L188 70V77L185 75V76H183V77H181V78H178V80L180 79V81L175 85V86H178V88L177 87H175V91L174 92H169L168 90V92H169V95H168V93L166 92H164V93H162V94H165V99H164V101L162 102L163 104H162V106H165L163 109H166V111L168 112L169 111V114L171 113V115L173 114H177L176 115V118H172V117H168L169 119H167V121H165L164 119H162V122L163 123H159L158 121L159 120H157L156 118H158V117H160V113L159 112H156L157 110H161V114H162V110L163 109H161V107H159V109H155L156 111V113H154V110H152V108H150L149 106L150 105H148V106H145V105H141L140 104V106L138 107L139 109H138V112H136L137 114L135 115V119L137 120L138 118V115L139 114H141L142 112H143V109H145L146 110V108L148 109V116H146L147 117V119L148 118H150V119H146L145 117V119L143 120L144 122V124H145V126H146V122L147 123H149V127H148V129H149V133H148V135H150L151 136V140H149V139H147V138H145V140H143L142 138L143 137H145L144 136V133H143V137L141 138L143 141H140L136 146H135V148H134V145H133V148L135 149H133V152H132V155H133V153H134V159H136V160H133L132 161V163L131 162H129V163H131L130 165H128L129 166V168H128V166H127V172H126V175L125 176H123V178L121 179V181L118 183V185H116V187H119L120 186V184L124 181V180H126V178L127 177H129V176H131V177H133V175L135 174V172H134V174H133V170L135 169V168H138V167H140L141 166V164H143L144 165V163L146 162V163H148V166H146V169L145 170H147V168H150V166H153V168H154V165H155V163H152V162H150L151 160H149L150 158H148V157H155V155H156V153H154L153 152V145L155 144V142H157L156 143V147H158V144H159V142H160V140L161 139H164V138H162V137H165L166 138V136H168V133L170 132H173L174 131V133H173V135H170L171 137H173V136H178V133H181V132H179L181 129L182 130H184L185 131V127H189L190 125L192 126V128H189L190 130H189V132L188 133H190L192 130H193V128H195L198 124H197V122H195V121H197L196 119H198V120H200L199 119V117L197 116L200 112H201V110L204 108V105H206V104H208V103H212L214 100H215V97H216V95H217V93H218V91H219V89H220V87H221V85L224 83V81H225V79H226V77H227V75H228V73H229V71H231V69L232 68H234L233 67ZM244 66V65H243ZM247 67H248V65H246ZM258 66V65H257ZM42 67H44V66H42ZM52 67V66H51ZM50 67V68H51ZM171 67H172V65H171ZM175 68H177L176 66H174ZM217 67H219V64L217 65ZM256 67V66H255ZM254 67V68H255ZM37 68V67H36ZM92 68V67H91ZM134 68V69H133ZM158 68H159V70L161 69V66H158ZM173 68V67H172ZM172 68H170V69H172ZM179 68V67H178ZM177 68V69H178ZM202 68V67H201ZM207 68V67H206ZM215 68V67H214ZM220 68V67H219ZM222 68V67H221ZM250 68H251V66H250ZM45 69H47V68H45ZM52 69V68H51ZM126 69H127V67H126ZM169 69V68H168ZM169 69V70H170ZM188 69H189V67H188ZM191 69V68H190ZM203 69V68H202ZM209 69H211V67L209 68ZM101 70V69H100ZM158 70V69H157ZM156 70V71H157ZM162 70V69H161ZM212 70V69H211ZM217 71L219 70V69H216ZM258 69H256V72H258L257 71ZM44 71V70H43ZM55 71V70H54ZM163 72L165 71L164 69L162 70ZM166 71H167V68H166ZM180 71H182V70H180ZM200 71V70H199ZM204 71V70H203ZM207 71V70H206ZM220 71H222V70H220ZM219 71V72H220ZM243 72L244 71V73H245V70H243V69H241L240 71H238V73L239 72ZM38 72V71H37ZM65 72H67V71H65ZM159 72V71H158ZM171 72V71H170ZM170 72H168V74L170 73ZM176 72V71H175ZM179 72V71H178ZM183 72V71H182ZM184 72H186V70L184 71ZM201 72V71H200ZM210 71H208V73H209ZM223 72V71H222ZM241 72V73H242ZM247 72V71H246ZM29 73H31V74H29ZM60 73V72H59ZM77 73V72H76ZM85 73V72H84ZM173 73V72H172ZM187 73V72H186ZM185 73V74H186ZM204 73H206V72H204ZM234 73V72H233ZM236 73V72H235ZM241 73L239 74V75H241ZM80 74V73H79ZM92 74V73H91ZM102 74V73H101ZM156 74H158V73H156ZM160 74V73H159ZM163 74V73H162ZM166 74H167V72H166ZM174 74V73H173ZM177 74V73H176ZM201 74H202V72H201ZM237 74V73H236ZM39 75H40V73H39ZM49 75V74H48ZM54 75V74H53ZM61 75V74H60ZM67 75V74H66ZM154 75V74H153ZM205 74H202L201 75V77H203ZM95 76V75H94ZM159 76V80H161V76L160 75H158ZM162 76H164L165 77V75L163 74ZM181 76V75H180ZM195 76V75H194ZM245 76V75H244ZM75 77V79H76V82L75 83H72V79ZM99 77H101V76H99ZM154 77V78H153ZM163 77V78H164ZM171 77H173V75L171 76ZM179 77V76H178ZM198 77V76H197ZM205 77V79H206V77L207 76H204ZM232 77H234V75H232ZM240 77V76H239ZM238 77V78H239ZM38 78H40V77H38ZM52 78V82H53V84L55 83L56 85H54V86H52V87H55V86H57L58 87V83H59V81L58 80H60V79H58L55 75H54V77H51ZM156 78H157V75H156ZM176 78V77H175ZM216 78V77H215ZM231 78V77H230ZM236 78H237V76H236ZM236 78H234L235 79V81H237L236 80ZM261 78V77H260ZM101 79V78H100ZM168 79H169V77H168ZM168 79H166V80H168ZM174 79V78H173ZM197 79V78H196ZM200 79V78H199ZM228 79V78H227ZM233 79V80H234ZM99 80V79H98ZM158 80V81H159ZM176 80H177V78H176ZM243 80V79H242ZM242 80H241V82H242ZM250 80V79H249ZM36 81V80H35ZM40 81V80H39ZM38 81V82H39ZM42 81H44V80H41V82ZM61 81H63V80H61ZM85 81V82H84ZM91 81V80H90ZM150 81H152V84L154 85V86H152V84H151V82ZM164 81V80H163ZM197 81H199V80H197ZM206 81V80H205ZM205 81H202V82H205ZM227 81V80H226ZM231 81V80H230ZM238 81H239V79H238ZM238 81H237V84H238ZM256 81V80H255ZM50 82V81H49ZM48 81H47V83H49ZM121 82V81H120ZM160 82V85H161V82L162 81H159ZM169 82V81H168ZM170 82H171V80H170ZM233 82V81H232ZM231 82V83H232ZM239 83V84H241L242 85V83ZM250 82H252V85H254L253 84V80L252 81H250ZM259 82H260V80H259ZM46 83V84H47ZM99 83V82H98ZM149 83V84H148ZM157 83V82H156ZM164 83V82H163ZM171 83H173V81L171 82ZM175 83V82H174ZM197 83V82H196ZM200 84H198V85H200V89L199 90H201V82H199ZM207 83V82H206ZM244 83V82H243ZM246 83V82H245ZM244 83V84H245ZM255 83V82H254ZM37 84V83H36ZM96 84V83H95ZM146 84V85H145ZM148 84V85H147ZM159 84V83H158ZM165 84V83H164ZM167 84V83H166ZM165 84V85H166ZM211 84V83H210ZM234 84V83H233ZM11 85H13L12 87H10ZM34 85V84H33ZM44 85H45V83H44ZM97 85V84H96ZM120 85H121V83H120ZM119 85V86H120ZM150 85V86H149ZM164 85V86H165ZM173 85V84H172ZM172 85H170V86H172ZM204 85V84H203ZM206 85V84H205ZM246 85V84H245ZM248 85V84H247ZM249 85H251V83L249 84ZM258 86V87H260L258 84H255L254 85V87L253 88H255V86ZM48 86V85H47ZM46 86V87H47ZM143 86V87H142ZM148 86V87H147ZM207 86V85H206ZM235 86H236V83H235ZM256 86V87H257ZM100 87V86H99ZM114 87H117V86H114ZM142 87V88H141ZM196 88H199V87H197V86H195ZM216 87V86H215ZM238 87V86H237ZM237 87H235V88H237ZM241 87V86H240ZM242 87H243V85H242ZM250 87V86H249ZM39 88V87H38ZM89 89L90 91H92V93H93V91H95V93H93V95L91 96V97H88L87 99L85 98L86 96H87V91H86V89ZM166 88V87H165ZM207 88H209V87H207ZM211 88V87H210ZM245 88V87H244ZM44 89H46L47 90V88H44ZM44 89H43V91H44ZM113 89V88H112ZM139 89H141V90H139ZM157 89H155L156 91H158ZM167 89H170V88H168L167 87ZM171 89H172V87H171ZM192 89H194V88H192ZM222 89V88H221ZM240 89H242L243 90V88H240ZM239 89V90H240ZM42 90V89H41ZM57 90V89H56ZM109 90H111V89H109ZM163 90H165V89H163ZM173 90V89H172ZM197 91H198V89H196ZM195 90V91H196ZM232 90V89H231ZM238 90V92L239 93H243V91H239ZM249 90H251V88L249 89L248 88V91ZM253 90V89H252ZM255 90V89H254ZM260 90V89H259ZM48 91H50V90H48ZM58 91V90H57ZM83 92V93H79V92ZM171 91V90H170ZM194 91V90H193ZM197 91H196V93H197ZM221 91V90H220ZM56 92V91H55ZM59 92V91H58ZM112 92H114V91H112ZM121 92V93H120ZM199 92V91H198ZM237 92V93H238ZM43 93V92H42ZM57 93V92H56ZM84 93H86V96L84 95ZM120 93V94H119ZM138 93V94H137ZM191 93V92H190ZM208 93V92H207ZM220 93H222V91L220 92ZM244 93H247V92H245L244 91ZM244 93L242 94V95H244ZM252 93V92H251ZM38 94V93H37ZM41 94V93H40ZM44 94H46V96H48L47 95V91H46V93H44ZM49 94H51L50 92H49ZM223 94V93H222ZM248 94H249V92H248ZM39 95V94H38ZM43 95V94H42ZM41 95V96H42ZM53 95V94H52ZM56 95H58V94H54V96H56ZM108 95V94H107ZM112 95V96H111ZM199 95V94H198ZM203 95H205L204 93H203ZM203 95L201 96V97H203ZM207 95V94H206ZM209 96L211 95L210 93L208 94ZM225 95V94H224ZM254 95V94H253ZM50 96V95H49ZM111 96V97H110ZM156 96V97H155ZM161 96V95H160ZM190 96V95H189ZM188 95H187V97H189ZM227 96V95H226ZM251 97H252V95H250ZM57 97V96H56ZM161 97H163V96H161ZM160 97V98H161ZM183 97H185V96H183ZM187 97H185V98H187ZM197 97V96H196ZM199 97V96H198ZM220 97V96H219ZM247 97V96H246ZM250 97V99H252ZM256 97H258V96H256ZM42 98H44V96L42 97ZM46 98V97H45ZM50 98V97H49ZM90 98V99H89ZM189 98H191V97H189ZM195 98V97H194ZM247 98H249V96L247 97ZM254 98V97H253ZM101 99H102V101H101ZM198 99V98H197ZM206 99H207V96H206ZM230 99V98H229ZM233 99V98H232ZM246 99V98H245ZM47 100V99H46ZM81 100H82V104H83V106H85V104L87 103L90 107H92V108H94V110H96V111H94V113L91 115V117L88 119V123L78 132V135L76 136V134H75V130L72 132V136H73V134H75V138L74 139H72L71 141H70V139H69V141H70V143L68 144V145H66L65 146V150H63L62 151V154L60 153V151L57 153V151H58V147H59V144L61 143V141H60V139L58 138V130L59 129H57V131L55 130V128L56 127H54V126H52L51 124L52 123H55L54 125H56V126H58L57 124H58V121H59V119H61V117H63V113L66 111L67 113H70V118L69 119H72L73 120V122H77V125L76 126H74V124L75 123H73L71 126L73 127H77V129L80 127L79 125H83L84 124V122H82V121H78L79 119H84V116H85V114L83 115V116H81V114H82V112H83V110H82V105L79 107V108H77L78 107V102H81ZM86 100H90V102H87ZM135 100V99H134ZM133 100V101H134ZM160 100H162V99H160ZM199 100L200 99H198V102H199ZM219 100V99H218ZM240 100V99H239ZM142 101H140V103H143ZM238 101V100H237ZM236 101V102H237ZM18 102V103H17ZM136 102V101H135ZM144 102V103H145ZM197 102V101H196ZM201 102V101H200ZM220 102V103H219ZM219 102L217 103V102H214V103H217V104H222L221 103V100H219ZM224 102V106H225V101H223ZM239 102V101H238ZM242 102V101H241ZM245 102H247L246 100H245ZM250 102V101H249ZM14 103V104H13ZM29 103H31V104H34V100L33 101H28V103L27 104H29ZM49 103V102H48ZM134 103V102H133ZM258 103V102H257ZM55 104H58V105H55ZM64 104V105H63ZM86 104V105H87ZM160 104V103H159ZM236 104V103H235ZM247 104H249L248 102L246 103V105ZM252 104V103H251ZM44 105H45V110L43 109V111H47V109H48V104L46 103V101H44ZM135 105V104H134ZM155 105V104H154ZM161 105V104H160ZM250 105V104H249ZM14 106V107H13ZM89 106H87V107H89ZM156 106V105H155ZM211 106H212V104H211ZM223 106V105H222ZM59 107L60 108H62L63 109V113L62 114H60L59 113ZM86 107V106H85ZM157 107V108H158ZM167 107V108H166ZM169 107V108H168ZM170 107H172L171 109H170ZM208 107V106H207ZM97 108V109H96ZM133 108V107H132ZM136 109V108H135ZM5 110V111H4ZM9 110H12L11 111V113L9 112ZM86 110V109H85ZM144 110V113L145 112H147V110L145 111ZM174 110H176V112L174 111ZM2 111H3V115H2ZM22 111V112H21ZM208 111V110H207ZM215 111V110H214ZM220 110H218V112H219ZM85 112V111H84ZM88 112V111H87ZM166 112V113H167ZM8 113H10V116H9V114ZM116 113V114H115ZM206 113V112H205ZM45 114V115H46ZM130 114V115H129ZM128 114V116H127V112L125 113V116H126V118H131L130 116H132L131 115V113H129ZM135 113H133V115H134ZM143 114V113H142ZM141 114V115H142ZM146 114V113H145ZM163 114H164V112H163ZM209 114H210V112H209ZM224 115H226L227 116V114H225V113H223ZM223 114H220L219 116H215L216 115V112H215V118H213V119H211V114L208 116V120H207V122L205 123V124H209L210 125V123H213V121L215 122V121H220V117H221V115H223ZM140 115V116H141ZM171 115H169V116H171ZM218 115V114H217ZM223 115V116H224ZM73 116V118H71ZM3 117H4V119H3ZM8 117H10V119H8ZM67 117V116H66ZM86 117V116H85ZM133 117V116H132ZM163 117H165V115L164 116H162V118ZM167 117V116H166ZM183 117H185L184 115H183ZM203 117V116H202ZM88 118V117H87ZM86 118V119H87ZM225 118V117H224ZM227 118V117H226ZM14 119V121H12ZM15 119H16V122H15ZM63 119V118H62ZM85 119V120H86ZM135 119H133V122L135 123V122H137V121H134ZM141 119H143V118H141ZM161 119V118H160ZM203 119V118H202ZM221 119H222V117H221ZM26 120V121H27ZM164 120V121H163ZM226 120V119H225ZM224 120V121H225ZM18 121H20L21 122V125L20 124H18L17 122ZM63 121V120H62ZM61 121V122H62ZM67 121V120H66ZM70 121V120H69ZM68 121V122H69ZM119 121V120H118ZM121 121V120H120ZM118 122L119 124L120 123H122V122ZM131 121V120H130ZM201 121V120H200ZM212 121V122H211ZM7 122H8V124H7ZM79 122H80V124H79ZM112 122H114V121H112ZM140 122V121H139ZM139 122H137V124H134V126L135 125H138V123ZM156 122H158V123H156ZM192 122H194V123H192ZM204 122H205V120H204ZM16 123H17V125H16ZM38 123H40L41 125H39L38 126ZM115 123V122H114ZM116 123H117V120H116ZM115 123V124H116ZM131 123V122H130ZM142 123V124H143ZM198 123H199V121H198ZM222 123V122H221ZM71 124V123H70ZM112 124V123H111ZM111 124H109L110 125V127H111ZM140 124H141V122H140ZM141 124V125H142ZM215 124V123H214ZM223 124H224V122H223ZM60 125V124H59ZM65 125H68V124H65ZM82 125H81V127H82ZM113 126H114V124H112ZM118 125V124H117ZM125 125V124H124ZM131 125V124H130ZM213 125V124H212ZM212 125H210L212 128H213V126ZM218 126V124H215V126ZM4 126V127H3ZM79 126V127H78ZM120 126V125H119ZM122 126V125H121ZM144 126V125H143ZM201 126V125H200ZM214 126V127H215ZM216 126V127H217ZM73 127V128H74ZM117 127V126H116ZM124 126H122V128H123ZM127 127V126H126ZM131 127H133V125L131 126ZM141 128L142 126H140V125H138V128ZM203 127V126H202ZM219 127V126H218ZM223 127V126H222ZM7 128V129H6ZM35 129L36 131H33L32 129ZM69 128V127H68ZM73 128H71V129H73ZM118 128V127H117ZM117 128H116V132L118 131L117 130ZM128 128H130V127H128ZM134 128H136V127H134ZM133 128V129H134ZM143 128V127H142ZM145 128V127H144ZM206 128H207V126H206ZM205 128V129H206ZM99 129V130H100ZM108 129V128H107ZM111 129L114 131L115 129L113 128V127H111ZM119 129H120V127H119ZM123 129H125V128H123ZM122 129V130H123ZM145 129H147V128H145ZM217 129H219V128H217ZM68 130V129H67ZM207 130H209V128L207 129ZM206 130V131H207ZM210 130H211V128H210ZM224 130V129H223ZM222 130V131H223ZM105 131H107V130H105ZM111 131V130H110ZM131 131H133L132 129H131ZM137 131V130H136ZM143 131V130H142ZM142 131H140L141 133H142ZM202 131H204L205 133H206V131L205 130H202ZM201 131V132H202ZM222 131H220V132H222ZM22 132V133H21ZM68 132V131H67ZM70 132H71V130H70ZM125 132V131H124ZM127 132V131H126ZM125 132V133H126ZM134 132L135 131H133V134H134ZM144 132H145V130H144ZM147 132V131H146ZM162 132H165L164 133V135L162 134V135H160V133H162ZM193 132V131H192ZM225 132V131H224ZM223 132V133H224ZM48 133H52V135H49ZM53 133H55L57 136H55V135H53ZM65 133L66 132H64V136H65ZM88 133V134H87ZM109 133V132H108ZM111 133V132H110ZM120 133H122V132H120ZM119 133V134H120ZM128 133H129V131H128ZM127 133V134H128ZM137 133L139 134V132L137 131ZM136 133V134H137ZM211 133V132H210ZM215 133V132H214ZM226 133V132H225ZM127 134H126V136H127ZM129 134H131V133H129ZM128 134V135H129ZM133 134H131L130 136H132ZM135 134V135H136ZM147 134V133H146ZM199 134V133H198ZM203 134V133H202ZM217 134V133H216ZM29 135H32L33 137H34V139H35V141H37L38 142V146L39 147H36L37 145H35V148H37V152H41V154H43V158L41 159V160H39V159H35L34 160V162L32 161V159H30L29 157V159H25L24 158V155H25V152H24V148L27 146L26 144V142H24L25 140H27V139H23L24 137H26V136H29ZM107 135H109V134H107ZM112 135V134H111ZM123 135V134H122ZM121 135V136H122ZM134 135V136H135ZM141 135V134H140ZM140 135H138V137L140 136ZM147 135V136H148ZM191 135V134H190ZM194 135V134H193ZM207 135V134H206ZM213 135V134H212ZM218 135H220V134H218ZM222 135V134H221ZM227 135V134H226ZM225 135V136H226ZM68 136V135H67ZM106 136V135H105ZM125 136V135H124ZM184 136V135H183ZM183 136L181 137V139H183ZM210 135H208V136H206L207 138L209 137ZM213 136H215V135H213ZM224 136V137H225ZM110 137H113V136H110ZM120 137V136H119ZM136 137V136H135ZM179 137V136H178ZM189 137V136H188ZM191 137V136H190ZM189 137V138H190ZM202 137V136H201ZM205 137V134H204V136H203V138ZM206 137H205V139H206ZM216 137V136H215ZM218 137V136H217ZM221 137V136H220ZM223 137V136H222ZM28 138V137H27ZM62 140H63V135H62ZM66 138V137H65ZM65 138H64V140H65ZM68 138V137H67ZM66 138V142H69V141H67L68 139ZM95 138V139H96ZM102 138V137H101ZM101 138H100V140H101ZM106 138V137H105ZM121 138V137H120ZM119 138V139H120ZM132 138H134L133 136H132ZM188 138V139H189ZM213 138V137H212ZM211 137H210V139H212ZM91 139V138H90ZM115 139V138H114ZM129 139V138H128ZM139 139V138H138ZM147 139V140H146ZM178 139H180V138H178ZM197 139H200L199 137L197 138ZM197 139H195L194 140V142L197 140ZM202 139V138H201ZM215 139V138H214ZM63 140V141H64ZM99 140V139H98ZM135 140H137V139H135ZM134 140V141H135ZM203 140V139H202ZM217 140V139H216ZM94 141V140H93ZM92 141V142H93ZM117 141H118V139H117ZM134 141H133V144H134ZM138 141V140H137ZM136 141V142H137ZM180 141V140H179ZM191 141H193V140H191ZM198 141V140H197ZM204 141V140H203ZM91 142V143H92ZM97 142V141H96ZM101 142V141H100ZM114 142H115V140H114ZM124 142V141H123ZM128 143L130 142V140L129 141H127ZM182 142V141H181ZM213 142V141H212ZM4 143H8V145H9V147H11L10 149H7V148H5L3 145H4ZM77 143H79V146L80 147H78L77 146ZM87 143V142H86ZM115 143H119V142H115ZM184 143V142H183ZM199 144L201 143V140H199V142H198ZM197 143V144H198ZM30 144V143H29ZM66 144V143H65ZM97 144V143H96ZM125 144V143H124ZM130 144H132V143H130ZM136 144V143H135ZM179 144V143H178ZM192 144H193V142H192ZM191 144V145H192ZM199 144H198V147H199ZM26 145V146H25ZM81 145L82 146H84V149H82L81 148ZM89 145H91V144H89ZM93 145H94V143H93ZM99 145V144H98ZM100 145H101V143H100ZM118 145V144H117ZM116 145V146H117ZM120 145V144H119ZM118 145V146H119ZM189 146H190V144H188ZM205 145V144H204ZM206 145H208V144H206ZM29 147H30V145H28ZM128 146H129V144H128ZM193 146V145H192ZM202 146V145H201ZM77 147V148H76ZM124 147H127V146H125L124 145ZM132 147V146H131ZM130 147V148H131ZM150 147H152V148H150ZM202 147H204V146H202ZM206 147V146H205ZM89 148H90V146H89ZM89 148H87L86 150L89 152ZM123 148V147H122ZM129 148V147H128ZM130 148H129V150H130ZM150 148V149H149ZM169 148V147H168ZM194 148V147H193ZM32 148L30 147V149H29V151L31 150ZM76 149V150H75ZM97 149V148H96ZM139 149V150H138ZM156 149V148H155ZM196 149V148H195ZM199 149V148H198ZM202 149V148H201ZM85 150V151H86ZM92 150H93V148H92ZM91 150V151H92ZM128 150V149H127ZM128 150V151H129ZM157 150V149H156ZM161 150V149H160ZM203 150V149H202ZM201 150V151H202ZM204 150H206L207 151V153L209 152V150H207V149H204ZM203 150V151H204ZM35 151V150H34ZM184 151V150H183ZM197 151V150H196ZM205 151V152H206ZM36 152V151H35ZM94 152V151H93ZM101 152V151H100ZM131 152V151H130ZM164 152V151H163ZM163 152H161L160 154H158L159 156H157L156 158H157V160H158V162L159 163H157L158 165H156L157 167L159 166L160 168V170L162 171V169L164 168V170H167L168 172H169V170H170V168H171V166H168V167H165L164 165H163V163L165 162V160H167L166 159V157H167V155L168 154H170V153H167V154H162ZM195 152V151H194ZM92 153V152H91ZM90 153V154H91ZM173 153V152H172ZM193 153V152H192ZM197 153H199V151H197L195 154H197ZM203 154H205L204 152H202ZM210 153V152H209ZM37 154V153H36ZM57 154V155H56ZM95 154V153H94ZM189 154V153H188ZM194 154V155H195ZM32 155V154H31ZM34 155V154H33ZM56 155V157L55 158H57L56 159V163H58V165H59V168L58 169H56V172L55 173H53V171L52 172H49V174L48 175H44L43 173L42 174H40V175H38V176H36V177H34L32 174H31V171H32V169H33V167L34 166H41V168H40V171H43L44 169H46V168H48V167H45V165H48V162L50 161V160H52L53 158H54V156ZM131 155V154H130ZM194 155H192V156H194ZM201 155V154H200ZM205 155H207V154H205ZM204 155V156H205ZM29 156V155H28ZM36 156V155H35ZM84 156V157H83ZM88 156V155H87ZM93 156V155H92ZM175 157H176V155H174ZM188 156V155H187ZM196 156V155H195ZM203 156V158H205ZM34 157V156H33ZM32 157V158H33ZM126 157V156H125ZM185 157V155H184V152H183V158ZM208 157H209V155H208ZM37 158V157H36ZM46 158V161L45 162H42V160L43 159H45ZM177 158V157H176ZM186 158V157H185ZM195 158V157H194ZM58 159H59V161H58ZM98 159H100V158H98ZM102 159V158H101ZM174 159V158H173ZM172 159V160H173ZM201 159V158H200ZM199 159V160H200ZM55 160V159H54ZM154 160V159H153ZM184 160V159H183ZM198 160V161H199ZM174 161V160H173ZM201 161V160H200ZM51 162V161H50ZM85 162V161H84ZM88 162V161H87ZM91 162V161H90ZM180 162V161H179ZM197 162V161H196ZM123 163V162H122ZM168 163V162H167ZM52 165V164H51ZM50 165V166H51ZM84 165H85V163H84ZM122 165V164H121ZM81 166V165H80ZM156 168V167H155ZM28 169H29V174H28V176H27V171H28ZM73 169V168H72ZM113 169V168H112ZM118 169H116V171H117ZM154 170V169H153ZM144 171V170H143ZM198 171V170H197ZM89 172H91V171H89ZM139 172V171H138ZM153 172H155V170L153 171ZM157 172V171H156ZM160 172V171H159ZM163 172V171H162ZM165 172V171H164ZM143 173V172H142ZM137 174V173H136ZM61 176V175H60ZM136 176V175H135ZM165 175H163V177H164ZM172 176V175H171ZM117 177V176H116ZM138 177H139V175H138ZM143 177V176H142ZM141 177V178H142ZM148 177V176H147ZM162 177V176H161ZM58 178V177H57ZM130 178V177H129ZM128 178V179H129ZM140 178V179H141ZM169 178V177H168ZM137 179V178H136ZM135 179V180H136ZM148 179H150V178H148ZM152 179V178H151ZM167 179V178H166ZM170 179V178H169ZM49 180H50V182H49ZM55 180V179H54ZM156 180V179H155ZM167 181V180H166ZM28 182H32L33 184L32 185H29L28 186V188L26 189V187H24V185L26 184V183H28ZM125 182V181H124ZM115 183V182H114ZM134 183H135V181H134ZM145 183V182H144ZM143 182L141 183V184H144ZM114 185V184H113ZM136 185H137V183H136ZM157 185V184H156ZM133 186V185H132ZM114 188V190H117L118 188ZM134 188V187H133ZM133 188H131V189H133ZM14 189H16V191L14 190ZM14 190V191H13ZM136 190V189H135ZM62 191V190H61ZM139 191V190H138ZM250 191V190H249ZM110 192V191H109ZM114 192V191H113ZM143 193V192H142ZM110 195V194H109ZM160 195V194H159ZM42 196V195H41ZM49 197V196H48ZM47 198V197H46ZM248 198V197H247ZM250 198H252V196L250 195L249 196V199ZM39 200V199H38ZM37 200V201H38ZM44 202V201H43ZM50 203V202H49ZM28 207H29V209H28ZM41 208H43V205H42V207ZM60 208V207H59ZM44 209H45V207H44ZM59 210V209H58ZM62 211V210H61ZM47 213V212H46ZM50 214H52V213H50ZM67 214H68V212H67ZM47 215V214H46ZM42 217V216H41ZM44 217V216H43ZM71 217V216H70ZM51 218V217H50ZM49 218V219H50ZM54 218V217H53ZM63 218V217H62ZM45 219V218H44ZM66 219V218H65ZM33 220H35L34 218H33ZM42 220V219H41ZM32 221V222H31ZM44 221H47L46 219L44 220ZM35 222V221H34ZM33 222V223H34ZM53 222V221H52ZM51 222V223H52ZM57 222V221H56ZM69 222V221H68ZM82 222V221H81ZM32 223V226L33 225H35V224H33ZM50 223V222H49ZM54 224H56V223H54ZM57 225V224H56ZM55 225V226H56ZM81 225V224H80ZM79 225V226H80ZM40 227V226H39ZM39 227H38V232H39ZM43 228V227H42ZM41 229V228H40ZM48 229V228H47ZM51 229V228H50ZM68 229V228H67ZM44 230V229H43ZM52 231V230H51ZM66 231L67 230H65V233H66ZM49 232V231H48ZM44 233V232H43ZM57 233V232H56ZM41 234H42V232H41ZM72 234V233H71ZM71 234H70V236H71ZM35 235H36V233H35ZM37 237L39 236V235H36ZM36 236H35V238H36ZM59 236V235H58ZM65 236V235H64ZM74 236V235H73ZM72 236V237H73ZM49 237V236H48ZM75 237V236H74ZM73 237V238H74ZM39 238V237H38ZM58 237H56V239H57ZM60 238V237H59ZM68 238H69V235H68ZM21 239H22V241H23V244L21 245ZM63 239V238H62ZM70 239V238H69ZM32 240V239H31ZM30 240V241H31ZM41 240V239H40ZM44 241H45V239H43ZM43 240H42V242H43ZM52 240V239H51ZM50 240V241H51ZM57 240H61V238L60 239H57ZM72 241L73 240H75V239H71ZM71 240H69V241H71ZM56 241V240H55ZM66 241H67V239H66ZM71 241V242H72ZM34 242H35V240H34ZM41 242V243H42ZM47 242V241H46ZM52 242V241H51ZM54 242V241H53ZM56 242H58V241H56ZM60 242V241H59ZM62 242H63V240H62ZM1 243V242H0ZM2 243H4V242H2ZM8 243V244H7ZM32 243H33V241H32ZM70 243V242H69ZM30 244V243H29ZM52 244V243H51ZM58 244H60V243H58ZM67 244H68V242H67ZM21 245V246H20ZM53 245V244H52ZM54 245H56L55 243H54ZM53 245V246H54ZM65 245H66V243H65ZM64 245V246H65ZM73 245H74V243H73ZM78 245V244H77ZM37 246V245H36ZM67 246H69V245H67ZM67 246L65 247V248H67ZM70 246H71V243H70ZM14 248V250L12 251V249ZM60 248V247H59ZM58 248V249H59ZM64 249V248H63ZM72 249H73V247H72ZM65 250H67V249H65ZM34 251H36V250H34ZM69 251V250H68ZM2 252V251H1ZM82 252H84V251H82ZM85 252H86V250H85ZM88 252V251H87ZM67 253V252H66ZM83 256V255H82ZM237 256V255H236ZM9 260V259H8ZM37 261V260H36ZM43 261V260H42ZM0 264H8L6 261H5V263L3 262V261H0ZM14 264V263H13ZM60 264V263H59Z\"/></svg>", "mask_w": 264, "mask_h": 264}]
</instances>
